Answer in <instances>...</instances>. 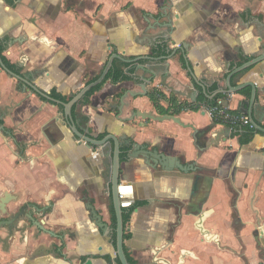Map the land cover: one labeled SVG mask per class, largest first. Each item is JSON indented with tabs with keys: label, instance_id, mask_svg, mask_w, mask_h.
Instances as JSON below:
<instances>
[{
	"label": "crops",
	"instance_id": "obj_1",
	"mask_svg": "<svg viewBox=\"0 0 264 264\" xmlns=\"http://www.w3.org/2000/svg\"><path fill=\"white\" fill-rule=\"evenodd\" d=\"M183 43L186 53L159 58ZM263 43L264 0H0L1 56L40 90L70 101L118 53L132 61L123 67L131 90L142 91L134 78L154 77L146 95L126 100L123 116L169 113L197 129L213 122V99L248 114L251 87L217 93L233 68L264 53ZM244 82L264 88V60L232 84ZM118 91L109 79L74 106L77 128L98 139L111 133L197 166L167 174L153 169L143 149L132 147L130 156L124 154L129 146L121 147L123 208L138 205L124 239L132 264H264L253 235L260 224L264 241V133L248 144L235 135L202 153L191 127L118 119L117 109L109 108L119 102L113 95ZM154 91L162 94L157 102ZM0 121V197L15 200L13 211L48 208L40 218L45 230L30 227L5 249L0 244V264H121L108 190L111 160L101 148L75 136L63 105L33 92L1 65Z\"/></svg>",
	"mask_w": 264,
	"mask_h": 264
},
{
	"label": "water",
	"instance_id": "obj_2",
	"mask_svg": "<svg viewBox=\"0 0 264 264\" xmlns=\"http://www.w3.org/2000/svg\"><path fill=\"white\" fill-rule=\"evenodd\" d=\"M262 37V36H261ZM264 46V43H263ZM187 49H189V45L187 43H183L179 45L176 49H174L168 56H161L159 58L161 59H171L174 57L178 51H183L186 53ZM167 50V49H166ZM148 60H156L157 58L147 56L146 57ZM183 60L185 59V55L182 57ZM117 59L124 63H129L132 62L131 60L121 56L118 53L112 54L108 61L107 64L102 72V74L99 76L98 79L95 81L89 83L88 85L84 86L78 93L73 95L72 99L69 102H63L59 99H56L49 95L48 93L40 90L37 86L33 85L30 82V79H27V77L21 76L17 73H15L13 70L9 69L6 64L4 63L2 56L0 54V65L1 67L9 74L23 80L26 84H28L33 92L43 96L45 99L48 101H52L56 104H61L64 107V115L66 119L69 121L71 125L72 132L75 134L76 137L79 139H82L85 141L88 145L90 146H95V147H100L102 150V154L105 157H108L111 160V172L108 177L109 181V193L111 194L112 198V203L113 207L115 210V215H116V225L114 226V229H112L113 233H115L116 236V244H115V249L117 253V257L120 260L121 264H131L129 262L126 250H125V231H126V224L124 220V211L123 207L127 205V201L124 199V191L125 188L122 187L121 185V180H122V175H121V147L124 146L125 144L130 146L131 148H138V150L143 149L146 151V155H148V161L151 159L150 164L153 167V169L159 167L161 170L166 172L167 174H170L173 172L175 169H179L181 172L184 173H189L192 171L197 170V166L194 162L191 163H182L179 158H175L166 152L160 153L157 150H148L144 148L141 145L138 144H133L127 141L122 140V138H119L111 133L108 135L104 136L103 138H96L91 135H86L83 132H81L76 124L77 121L75 120L73 116V107L77 106L81 101H83L87 95V93L93 89L94 87L105 84V80L107 75L109 74L110 70L113 67L114 60ZM139 60V59H138ZM136 60V61H138ZM264 60V53L261 55L255 57L252 60H249L245 63H243L240 66H237L233 68L227 75L226 78V88L223 87L221 88L218 94H225V93H238L242 91L243 89L247 87H251V96L249 101H245L244 103V108L247 107V112L248 116L250 117L251 124L252 126L261 133H264V126L261 125V123L264 121V97L262 101L259 100L258 96L259 93H262L264 88L259 87V85L255 84L254 82H244L242 84H238L236 86H233L232 81L236 77L240 76L246 69L254 64L258 63L260 61ZM182 62V61H181ZM124 69V72L127 73ZM137 81H141V88L142 91H136V90H131L129 88V83H124L125 81H120L119 83H116L117 86L119 87V91L115 92L113 95L119 97V102L118 103H109V108L117 109L118 114L116 115L118 119L126 122V121H132L137 117H140L144 120L146 119H152L156 121H163V120H173L183 126L191 127L194 131V140L196 141V146L200 150V152H205L210 150L213 147H217L220 145L222 142L227 141L233 137H235L237 133V129L230 128V127H217V123L213 121L211 124L202 127L201 129H197L194 124L191 123H185L181 120V118L177 115L173 114H156L154 112H146V111H138L135 110L133 111L132 115L129 117L123 116L124 112V107L127 105L126 100L130 97H137L140 95H146L147 94V85L148 83H151L154 79V77H150L149 79L143 78V79H138L134 78ZM125 87L126 90L121 93L122 88ZM264 95V92H263ZM247 114V113H246ZM114 143L113 149L111 150V143ZM139 146V147H138ZM131 148L128 150V153L130 156H132L135 151H132ZM131 150V151H130ZM199 176V175H197ZM199 178V177H197ZM197 184L195 185V189L197 188ZM14 199L11 198L9 194L4 195L3 197H0V210H2V213L8 214L7 205L12 202ZM15 201V200H14ZM24 206H20L16 213H13L9 219H5L0 222V228H6L9 233L6 235L5 233H0V244L4 242H8L9 239L14 237L16 234H18L21 239L24 238V235L26 234V230L30 227L33 228H40L42 230H45L44 227H42V222L40 218L45 217L47 209H39L38 212H31V213H26V209ZM200 214V211H198ZM39 213V216L36 217L35 214ZM101 217H99L100 219ZM25 220V221H24ZM27 222V223H26ZM101 227L104 231L107 229V225L105 223L101 224ZM2 232V231H0ZM263 234V230L261 229L260 224H256V227L253 231V235L255 237V240L257 242V249L258 250H264L262 246V242L260 240V235ZM52 235V234H50ZM52 236H60L59 234L52 235ZM264 245V244H263ZM62 254V253H61ZM63 256V255H62ZM166 263V262H165ZM109 264H113L112 261H109Z\"/></svg>",
	"mask_w": 264,
	"mask_h": 264
},
{
	"label": "trees",
	"instance_id": "obj_3",
	"mask_svg": "<svg viewBox=\"0 0 264 264\" xmlns=\"http://www.w3.org/2000/svg\"><path fill=\"white\" fill-rule=\"evenodd\" d=\"M2 53V49L0 50V54ZM2 59L4 61V63L6 64V66L12 70V68L14 69V67L11 65V63L4 57L2 56ZM124 65L123 66H117V65H113L112 69L110 70L109 74L107 75L106 77V80H112L113 82L115 83H118L122 80H125L127 78V75L126 73L124 72ZM104 84H101V85H98L96 87H94L93 89H91L86 97H90L92 94H94L95 92H98L102 86ZM251 95V93H250ZM162 94L159 92V91H154L153 93H151V98L157 102L159 101V99L161 98ZM52 97L56 98V99H59V100H64L60 95H58L57 93H53L52 94ZM65 102V101H63ZM69 102V101H67ZM216 99H213L211 101V106L215 105L216 104ZM164 114H169V113H164ZM2 124V121H0V125ZM258 133V131L253 127V126H250V125H247V126H242V127H238L237 128V133L236 135L239 136V141L241 144H248L255 136V134ZM104 136H101L99 138H103ZM131 147L129 146L128 147V150L130 149ZM128 150H126L124 152V154H127L128 153ZM122 158H124L125 155H121ZM138 205H133L131 207H125L123 208V211H124V220H125V224L127 223L128 221V217L130 216V214L134 211V209L137 207ZM112 213H113V219H114V223L116 225V215H115V210H114V207L112 209ZM128 256V255H127ZM128 259H129V262L132 264V259H130V257L128 256Z\"/></svg>",
	"mask_w": 264,
	"mask_h": 264
},
{
	"label": "built area",
	"instance_id": "obj_4",
	"mask_svg": "<svg viewBox=\"0 0 264 264\" xmlns=\"http://www.w3.org/2000/svg\"><path fill=\"white\" fill-rule=\"evenodd\" d=\"M209 113L213 121L226 127L237 128L247 125L252 126L248 114L233 111L228 105L222 102H216L215 105L209 107Z\"/></svg>",
	"mask_w": 264,
	"mask_h": 264
},
{
	"label": "flooded vegetation",
	"instance_id": "obj_5",
	"mask_svg": "<svg viewBox=\"0 0 264 264\" xmlns=\"http://www.w3.org/2000/svg\"><path fill=\"white\" fill-rule=\"evenodd\" d=\"M10 204V203H9ZM7 205V211H8V209H9V211L10 212H8V214H4V213H2V210H0V220L1 221H3V220H5V219H9V217H11V215H13V213H16L17 211H19V209H16L15 211H13L12 210V207L10 206V205ZM0 221V222H1ZM2 223V222H1ZM3 224V223H2ZM4 232L3 233H5L6 235L9 233V231L6 229V228H4V230H3ZM13 238V237H12ZM11 238V239H12ZM11 239H9V241L11 240ZM5 243H6V245L8 244V242H4V243H2L1 244V246H2V250L3 249H5Z\"/></svg>",
	"mask_w": 264,
	"mask_h": 264
}]
</instances>
